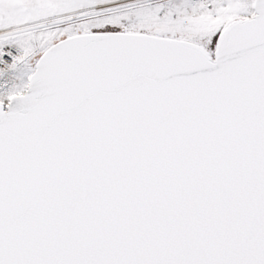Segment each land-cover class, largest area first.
<instances>
[{
    "label": "snow or ice",
    "instance_id": "6c2138e0",
    "mask_svg": "<svg viewBox=\"0 0 264 264\" xmlns=\"http://www.w3.org/2000/svg\"><path fill=\"white\" fill-rule=\"evenodd\" d=\"M0 264H264V0H0Z\"/></svg>",
    "mask_w": 264,
    "mask_h": 264
}]
</instances>
